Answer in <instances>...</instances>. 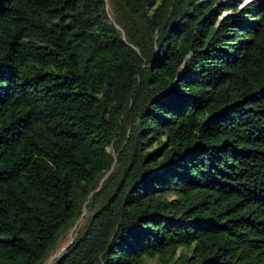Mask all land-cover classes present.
<instances>
[{"label": "trees", "instance_id": "16d2710c", "mask_svg": "<svg viewBox=\"0 0 264 264\" xmlns=\"http://www.w3.org/2000/svg\"><path fill=\"white\" fill-rule=\"evenodd\" d=\"M242 4L0 0V264H264Z\"/></svg>", "mask_w": 264, "mask_h": 264}, {"label": "rangeland", "instance_id": "374dc122", "mask_svg": "<svg viewBox=\"0 0 264 264\" xmlns=\"http://www.w3.org/2000/svg\"><path fill=\"white\" fill-rule=\"evenodd\" d=\"M224 1H227V0H221V2H224ZM243 1V3L245 2V1H247V0H242ZM71 238H70V236H69V240H70ZM148 264H154L153 262H149Z\"/></svg>", "mask_w": 264, "mask_h": 264}, {"label": "built area", "instance_id": "2783aa9c", "mask_svg": "<svg viewBox=\"0 0 264 264\" xmlns=\"http://www.w3.org/2000/svg\"><path fill=\"white\" fill-rule=\"evenodd\" d=\"M250 1H252V0H247V1H245L243 4H242V6H244L245 4H247V3H249ZM241 6V7H242ZM227 13H224L223 15H226Z\"/></svg>", "mask_w": 264, "mask_h": 264}]
</instances>
